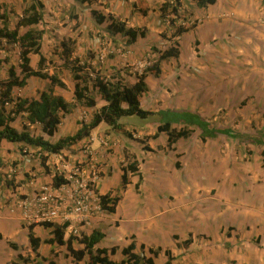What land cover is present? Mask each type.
<instances>
[{
    "label": "crops",
    "instance_id": "0c3cea01",
    "mask_svg": "<svg viewBox=\"0 0 264 264\" xmlns=\"http://www.w3.org/2000/svg\"><path fill=\"white\" fill-rule=\"evenodd\" d=\"M40 1L43 18L34 28L43 31L42 72L55 73L64 82L66 88L55 86L53 93L67 103L73 102L74 82L62 66V41L70 39L73 57L102 76L120 74L124 83L133 85L136 73L157 61L156 51L152 55L150 51L165 50L174 40L173 27L161 12L171 0ZM17 2L20 11L9 14L11 25L29 0H0V5ZM92 11L112 15L131 28H144L146 35L131 45L120 35L112 39L109 22L98 24ZM178 12L184 19L180 21L196 25L175 38L179 57L162 61L159 76L147 75L140 103L153 115L143 123L122 118L120 130L101 123L88 137L48 155L45 166L37 148L0 142V264L16 262L18 255L35 258L21 201L52 185L63 166L68 170L74 163H84L87 146L99 170L95 193L117 198V203L114 212L101 210L77 233L65 228L62 241L70 238L74 250L84 249L82 237L100 234L93 251L106 250L108 260L115 263L126 260L123 250L133 244V253L146 258L151 257L149 249L158 251L153 264H264V0H217L201 8L196 0H180ZM8 48L15 61L0 55L2 81L10 65L19 73V49ZM29 58L36 70L39 55ZM235 62L241 65L237 74ZM48 87V80L30 77L24 87L12 89V98H36ZM104 104L96 96L95 107L75 106L62 115L52 136H46L39 123L27 124L25 114L11 126L20 132L27 124L31 135L55 143L74 135L79 123H89ZM165 124L175 131L188 130V135L169 146L167 134L158 133ZM133 162L136 171L127 172L124 185L123 169ZM55 225L61 226L31 225L40 241L36 260L75 264L66 245L55 241ZM88 261L86 254L80 263Z\"/></svg>",
    "mask_w": 264,
    "mask_h": 264
},
{
    "label": "trees",
    "instance_id": "16d2710c",
    "mask_svg": "<svg viewBox=\"0 0 264 264\" xmlns=\"http://www.w3.org/2000/svg\"><path fill=\"white\" fill-rule=\"evenodd\" d=\"M217 0H196L198 7H206L215 4ZM79 3H90V0H78ZM166 1L162 7V18L170 14L172 18L169 20V25L173 28L171 38H179L184 33L188 32L193 26L185 27L178 23L183 16L179 15L180 0ZM44 6L40 0H29V3L22 9L21 15L16 17V21L11 25L9 9L4 5H0V47L3 45L14 46L19 49V63L17 68L10 65L7 68V79L0 80V142L5 140L11 143H22L24 145L37 148L42 154L40 162L45 166L47 156L51 154H59L70 145L88 137L93 129L99 124L104 123L114 130H120L119 121L122 118L136 116L142 120L152 116L153 113L144 110L141 107L140 98L147 91L145 79L148 74L159 76L160 63L170 58L177 59L179 57V48L177 41L173 46H170L158 52L159 56L155 63L151 64L140 75L136 76V82L133 85L124 83V78L117 74L115 77H104L99 71H96L92 66L78 57H73V42L66 39L61 42V59L62 66L68 69L71 73L74 82L73 102L67 103L61 96L53 93V87L58 86L62 89L66 88L64 82L57 74L48 75L42 72L45 59L40 54V45L43 31L34 28L42 22ZM17 14V13H16ZM18 15V14H17ZM92 16L98 24H102L105 20L109 22L107 26L108 34L113 39L120 35L126 38V43L131 45L138 38H143L146 35L144 28H131L125 22L120 21L112 15L104 16L97 11H92ZM27 28L24 33H20L21 29ZM164 38L165 36L162 35ZM31 54L39 55L38 68L32 69L29 65ZM5 63L7 59L3 60ZM30 77H39L49 81V87L46 91L38 93L36 98H12V89L14 87H24L26 80ZM96 96H100L104 105L101 106L92 116L89 123L80 122V128L74 135L67 136L57 140L55 143H50L41 136H33L29 132L28 125L39 123L42 126V132L46 136H52L60 122L63 114L69 113L75 106H83L87 108L96 106ZM15 101L12 109L7 110L4 106L7 102ZM19 114H25L27 124L22 127V131H17L11 126V123ZM166 133L168 136V145L171 146L179 138L186 137V130L175 131L170 129L169 124L158 127V133ZM127 134V133H125ZM130 136L129 134H127ZM264 164V163H263ZM136 167L134 162L123 169L122 182L127 183V172L134 173ZM66 181L58 175L52 178L53 187H59ZM101 209L112 213L115 210L117 198H109L108 196H100ZM44 227L49 228L52 224L44 223ZM29 229V240L32 251L35 253V258L30 255H18L16 262L11 264H43V261H37L38 254L36 250L40 243L39 239L34 238L31 233L32 226ZM65 226L54 227L55 241L62 245L65 244L67 251L74 258L75 264L80 263L86 254L89 256V261L83 264H153V257H156L158 251L148 250L151 257L146 258L133 253L134 245L131 244L123 250L126 260L115 263L108 260L106 250H94L93 247L100 241V234H92L89 237H82L80 243L84 244V249L74 250L71 245V239L66 242L62 241ZM13 249L17 247L10 244ZM143 249V247H142ZM113 253V250H110ZM47 264H53L48 262ZM169 264V263H167Z\"/></svg>",
    "mask_w": 264,
    "mask_h": 264
},
{
    "label": "built area",
    "instance_id": "2783aa9c",
    "mask_svg": "<svg viewBox=\"0 0 264 264\" xmlns=\"http://www.w3.org/2000/svg\"><path fill=\"white\" fill-rule=\"evenodd\" d=\"M171 18L170 14L164 16L166 24L169 25ZM185 21L178 23L186 26L188 21ZM14 105V101L4 104L6 109H12ZM83 153L84 163H74L68 170L63 166L64 171L57 173L66 181L64 184L59 187L44 185L32 197L21 201L22 220L27 226L34 223L59 224L74 234L89 226L102 210L100 198L94 190V183L99 179L97 159L88 146Z\"/></svg>",
    "mask_w": 264,
    "mask_h": 264
},
{
    "label": "rangeland",
    "instance_id": "374dc122",
    "mask_svg": "<svg viewBox=\"0 0 264 264\" xmlns=\"http://www.w3.org/2000/svg\"><path fill=\"white\" fill-rule=\"evenodd\" d=\"M17 1V0H16ZM23 3H24V1H23ZM18 4H21L20 2H17V3H15L13 6L12 5H8V4H5L6 5V7L9 9V11L11 12V13H14V12H19L20 11V7H18ZM1 5H3L4 6V4L2 3ZM12 17H14L13 15H12ZM13 22H14V19H13ZM187 26H185V27H189V26H193V25H196V22H192V23H187L186 24ZM38 28V27H37ZM39 29V28H38ZM176 41H178V40H173V42L170 44V46H173L174 45V42H176ZM1 50H3L4 52L3 53H0V55H1V57L2 56H5L6 58L9 56L10 58H12L13 59V61H15L14 60V58H15V55H14V52H13V50L11 49V48H8V47H13V46H8V45H1ZM164 49L161 47L160 49H155V48H153L152 49V51H150V55H152L153 54V52H155L156 51V58H158V56H159V54H158V52H162ZM201 55H204V53H202ZM148 59H146L147 61H149V60H151V61H153V58H149V57H147ZM154 62H152V64H153ZM240 63V62H239ZM226 64L227 63H224V65L226 66ZM151 65V64H150ZM150 65H147L146 66V68L148 67V66H150ZM234 66H235V72H236V74H237V71H240L241 70V65L240 64H238V62H235V64H234ZM209 67V66H208ZM224 68H226V67H224ZM145 70V69H144ZM143 70V71H144ZM142 71V70H141ZM15 102V101H14ZM7 110H9V109H7ZM127 119H129V118H127ZM127 121H131V122H133V123H135V124H140V123H143L144 122V120H142V119H140V118H138V117H136V116H133L132 118H131V120H127ZM187 132H189L188 130H187Z\"/></svg>",
    "mask_w": 264,
    "mask_h": 264
}]
</instances>
